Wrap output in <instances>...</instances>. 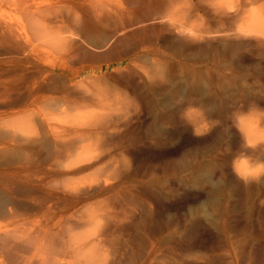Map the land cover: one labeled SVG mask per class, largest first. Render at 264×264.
<instances>
[{"label":"rangeland","instance_id":"obj_1","mask_svg":"<svg viewBox=\"0 0 264 264\" xmlns=\"http://www.w3.org/2000/svg\"><path fill=\"white\" fill-rule=\"evenodd\" d=\"M256 106L264 0H0V264L49 219H111L114 264H264V179L232 166Z\"/></svg>","mask_w":264,"mask_h":264},{"label":"bare ground","instance_id":"obj_2","mask_svg":"<svg viewBox=\"0 0 264 264\" xmlns=\"http://www.w3.org/2000/svg\"><path fill=\"white\" fill-rule=\"evenodd\" d=\"M67 220L68 219H66V221ZM88 220H89L88 222L89 228L88 230L85 231V233H76L69 235L67 240H65L64 237L65 235L64 236L61 235L62 234L61 232H66V229L69 230L74 225L71 226V222L69 221L70 225L69 227H67L62 221V219L61 220L59 219V221L55 223L52 222V219H49V222L47 221L48 224H46L45 222V225L43 227L37 226L36 229H33L27 233L26 232L18 233L17 231H20L21 229L16 228V226L13 229V231L5 230L6 232L4 231L2 232V234L5 233L4 236L2 235L3 236L2 242H4L6 258L11 264H62L54 257L57 251L61 252V249H63V248H60V250L58 249L59 248L58 244L59 242H61V240L59 242L58 240L61 237L63 243L65 241V245L66 242L68 243L66 249H63L64 255L74 257L73 259H75L76 258L75 256H77L79 260L78 264H114L113 259L110 258L111 257L110 251L103 248L106 246L107 240L109 239L108 237L110 236V231L112 232L111 225L110 226L106 225L107 222L108 223L111 222V219H88ZM82 223L84 222L82 221ZM76 224H79L78 219ZM79 227L81 228V226ZM70 233H74V232L70 231ZM15 235H17L16 236L17 240H11L12 238L11 237H10L11 239L9 238V236L14 237ZM35 244L39 245L37 246V250L38 247H44L47 245V247L49 248V251H47V255H42V253L40 255L34 253L35 251L34 252L31 251V250H36V248L32 247ZM71 247H73V250L75 252L73 253L74 256H72L73 255L72 253L67 252ZM5 251L3 253H5ZM21 251L22 254H19V252L21 253ZM68 262L66 263L68 264Z\"/></svg>","mask_w":264,"mask_h":264},{"label":"clouds","instance_id":"obj_3","mask_svg":"<svg viewBox=\"0 0 264 264\" xmlns=\"http://www.w3.org/2000/svg\"><path fill=\"white\" fill-rule=\"evenodd\" d=\"M214 123H203L193 127L195 137H203L212 132ZM238 131H241V145L238 155L233 158V172L245 182L264 179V157L257 153L264 151V108L250 107L244 116L240 117Z\"/></svg>","mask_w":264,"mask_h":264}]
</instances>
